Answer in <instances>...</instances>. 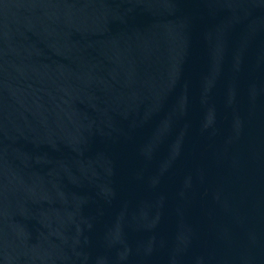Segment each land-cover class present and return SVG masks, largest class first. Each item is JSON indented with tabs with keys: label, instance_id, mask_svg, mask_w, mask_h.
I'll use <instances>...</instances> for the list:
<instances>
[{
	"label": "water",
	"instance_id": "obj_1",
	"mask_svg": "<svg viewBox=\"0 0 264 264\" xmlns=\"http://www.w3.org/2000/svg\"><path fill=\"white\" fill-rule=\"evenodd\" d=\"M0 264H264V0H0Z\"/></svg>",
	"mask_w": 264,
	"mask_h": 264
}]
</instances>
